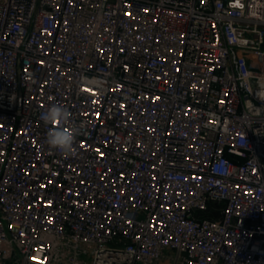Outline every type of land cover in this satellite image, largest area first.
Returning a JSON list of instances; mask_svg holds the SVG:
<instances>
[{
    "label": "built area",
    "instance_id": "2783aa9c",
    "mask_svg": "<svg viewBox=\"0 0 264 264\" xmlns=\"http://www.w3.org/2000/svg\"><path fill=\"white\" fill-rule=\"evenodd\" d=\"M0 264H264V0H0Z\"/></svg>",
    "mask_w": 264,
    "mask_h": 264
},
{
    "label": "clouds",
    "instance_id": "9594fccd",
    "mask_svg": "<svg viewBox=\"0 0 264 264\" xmlns=\"http://www.w3.org/2000/svg\"><path fill=\"white\" fill-rule=\"evenodd\" d=\"M40 119L48 126L57 120L60 121L62 125L55 129L49 127L46 140L49 149L52 151H59L64 155H73L77 129L75 125L70 123L71 114L68 109L58 105H50L47 107L46 111L41 112ZM65 127H67L69 131H65ZM215 171L218 174H224L226 169L221 163L217 166Z\"/></svg>",
    "mask_w": 264,
    "mask_h": 264
}]
</instances>
